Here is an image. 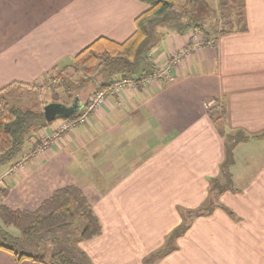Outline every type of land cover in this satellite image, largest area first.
I'll return each mask as SVG.
<instances>
[{
    "label": "crops",
    "instance_id": "1",
    "mask_svg": "<svg viewBox=\"0 0 264 264\" xmlns=\"http://www.w3.org/2000/svg\"><path fill=\"white\" fill-rule=\"evenodd\" d=\"M241 1L246 33L196 47L185 59L180 52L186 35L170 32L163 46L157 43L153 60L157 68L173 61L171 72L145 87L109 95L87 123L72 121L74 127L38 155L17 167L6 165L0 184L10 191L2 204L12 211H35L55 191L77 186L102 227L101 235L81 242L80 249L93 264H143L181 224L179 209H196L206 201L209 180L222 176L226 139L246 137L234 147L235 155L259 144L262 165L264 0ZM147 10L137 0H0V88L35 83L101 37L126 41ZM8 75L16 77L8 80ZM209 98L220 99L225 108L218 125L204 107ZM60 125L50 122L36 132L23 157ZM233 179L238 192H226L220 201L234 218L218 209L196 219L177 240L179 249L156 264H204L197 261L198 251L201 239L211 241L210 229L221 256L207 264H264L263 258L237 257L253 249L264 254V213L257 211L264 202V165L248 179ZM0 264L38 263H17L0 249Z\"/></svg>",
    "mask_w": 264,
    "mask_h": 264
},
{
    "label": "trees",
    "instance_id": "2",
    "mask_svg": "<svg viewBox=\"0 0 264 264\" xmlns=\"http://www.w3.org/2000/svg\"><path fill=\"white\" fill-rule=\"evenodd\" d=\"M137 1L146 4L148 10L137 17L135 32L126 41L119 43L101 37L73 59L76 69L84 73L86 78L82 77L74 85L76 95H72V98L75 97L73 104L77 100L81 109L68 118L69 120H78L88 107V104L84 105L80 100L79 94L83 91L93 89L90 95L105 91L117 78L133 80L140 85L144 80L154 76L156 69L150 52L160 40L155 33L158 27L169 21H174L175 31H172L179 35L192 32L193 37V33L201 34L205 39L204 46L215 44L220 37L247 32L245 7L242 2L236 0H230L231 3L228 2L229 5L223 7L219 17L221 22L217 24L220 29L212 30L213 32L196 22L186 26L176 24V21L191 13L200 0L188 2V8L182 9L179 13L181 18L178 16L169 18V13L176 7L178 0ZM190 44L192 45V42ZM22 86L21 83H13L0 89V165L13 163L20 165L30 157L36 156L34 154L38 146L23 157L25 144L36 132L51 122L47 121L44 112L23 110L11 105L10 99L14 89L21 93L25 86L31 88L28 85ZM218 110H221V117ZM207 114L211 122L218 125L225 116V108L213 107L207 110ZM57 119L64 118L56 117L54 120ZM230 140L232 142L226 145L225 159L221 166L222 176L210 181L206 201L196 209H179L181 224L168 235L164 246L147 256L143 264H156L178 250L177 240L187 233L196 219L211 216L218 209L234 218L233 212L221 203L220 199L226 192H238L230 171L233 165L232 152L237 144L246 140V137L239 135ZM38 145L41 148L42 145ZM9 191L8 185L0 189V222L5 227L19 230L22 237H14L0 230L1 250L11 254L17 263L30 261L38 264H93L89 256L80 249L79 244L100 236L102 227L80 188L68 186L55 191L35 211H12L4 206L2 201ZM26 244L30 246L37 244L38 249L35 250L41 252L34 254L24 251L27 249ZM48 246H52L49 253Z\"/></svg>",
    "mask_w": 264,
    "mask_h": 264
},
{
    "label": "rangeland",
    "instance_id": "3",
    "mask_svg": "<svg viewBox=\"0 0 264 264\" xmlns=\"http://www.w3.org/2000/svg\"><path fill=\"white\" fill-rule=\"evenodd\" d=\"M190 1L191 0H178L176 7L171 11V13H169V18H174L176 16L181 18V15L179 13H181L182 9L188 8L187 7L189 6L188 2ZM236 1L242 2L241 0H236ZM228 2L231 3L230 0H200V2L199 3L197 2V5H195L194 10L188 15H185L181 19L176 21V24H180L181 26L182 25L186 26V25H193L194 22H196L204 26L208 31L213 32L212 30H219L220 26L217 25L218 23L220 24L221 22L219 17L221 15L223 7H226L229 5ZM173 23H174L173 20L169 21L165 23L164 25H161L160 27H158L156 30L155 35H158V39H160L159 41L162 46L164 44L163 40L168 39L169 33L172 30L175 31L173 29L174 28ZM167 34L168 36L166 37ZM191 35H192V32L188 33L183 38L184 45L182 47L184 48V46L186 45L185 47L186 50L190 52L192 51V48L195 47L194 43L196 44V47H199L205 44V39L201 36V34L196 35V33H193L194 35L193 37ZM190 42H192V45L190 44ZM154 51L155 49L154 50L152 49V51L150 52V57H153ZM160 51H161L160 54H163L164 47ZM158 53L156 55H159ZM183 53H184V49L183 51L180 52V54H183ZM190 55L191 53L185 55L184 56L185 59H187L188 57H191ZM177 56L178 54L175 57L177 58ZM75 57H73L68 62L60 64L59 66L55 68V70H52V72L43 75V77L41 76L38 79V81H36L35 83L25 84V85L30 86L31 88H28L27 86L23 84L22 87L25 86L23 92L20 93L18 89H14L12 91V94H13L12 98L10 99L11 105L21 108L23 110H31L34 112H44V108L47 105L52 104V103H58V104L65 105L67 107H71L75 99V97L72 98V95L73 96L76 95L74 85L77 84L82 77L86 78V76H84V73L76 69V66L74 65V61H73ZM172 67L173 65L170 63L166 67L157 68V66H155V69H156L155 75L158 72L163 73V75H167L171 72ZM14 77L16 76L8 75L7 78L8 80H14ZM121 79L122 78H117L115 81H119ZM137 88H142V86L139 85ZM0 89H3V88H0ZM92 91L93 89L89 88L86 91H83L82 93L79 94L80 100L82 101V103H86V104L91 103V100L93 99V97L99 93L98 92L96 94L90 95ZM205 103H214L213 107H218V109H220V107H223V104L220 101V99L209 98L205 101ZM205 103H204V107H205ZM218 111H219V116L221 117V112H220L221 110H218ZM56 121L61 123V125L58 127V129L55 130V133L46 135V138L48 137L50 138L48 140L50 142L53 139L63 138L62 137L63 133L66 132L67 130H71L74 127V122H72L74 120L57 119L51 122L54 123ZM220 122L218 124H220ZM65 125L70 126V128L67 129L66 131L63 129ZM239 132H235V133L238 134ZM223 135L226 136L227 132L223 131ZM249 137H252V135ZM226 141H227V145H229L232 142L231 140L229 141V139H226ZM39 144L44 145V140L41 139V142H39ZM37 146H38L36 147L37 151L34 155H38L42 151L40 146L39 145ZM244 147L246 148V150L245 149L242 150L241 153L236 149L238 155H235L234 151L232 152L233 165L230 167L232 179L233 178L243 179L246 177L248 179L253 175V172L255 169H258L260 168V166L264 165V161L262 162V165H261V160L259 159V156L262 155V148L259 144L253 143L252 146L250 147H248L247 145ZM251 155H255V159H253ZM257 163H259V165L256 168ZM5 166L6 165H0V174L3 172ZM17 166H18V163L15 165V167ZM211 180L212 179L209 180V185H210ZM233 182H234V179H233ZM4 187H5V184H0V189H3ZM254 191H255V195H258L259 187H255ZM257 211L264 213V202L260 203L259 209H257ZM261 220L263 221V223H261V226L264 228V217H261ZM0 227L2 228V229L0 228V230L8 232L14 237H22L21 232L13 227H5L1 222H0ZM213 230L214 229L209 230V238H211L210 242H207L203 239H201L200 241V243L202 244L199 247L197 261L204 263V264H207L209 261V258L216 254L221 256L220 255L221 251L219 250V247L216 248L217 241L216 239H214ZM253 239L256 243L252 241L251 243L254 244V246L258 245V235L253 237ZM254 246H252L251 248H254ZM26 248L27 249H25L24 251H27L28 253L32 252L34 254L35 253L39 254L41 252V251L35 250V249H38L37 244H34L33 246L26 244ZM48 248H49L48 249V253H49V250L52 248V246H48ZM259 251L260 250L258 249L247 250V255H241L239 252L237 257L242 256V257H247V259H251V258L252 259L253 258L254 259L255 258L264 259V254L263 253L260 254Z\"/></svg>",
    "mask_w": 264,
    "mask_h": 264
},
{
    "label": "built area",
    "instance_id": "4",
    "mask_svg": "<svg viewBox=\"0 0 264 264\" xmlns=\"http://www.w3.org/2000/svg\"><path fill=\"white\" fill-rule=\"evenodd\" d=\"M194 45H195V47L192 48V51H194L196 49V44L194 43ZM189 52L190 51H187L185 49L184 53L181 54V56L183 57V56L187 55ZM181 56H177V58L175 57L174 60L179 61ZM173 63L174 62H171L172 65H173ZM162 76H163V73L158 72L156 75L152 76L151 78L141 82L140 86L145 87L150 83V81L153 78H161ZM168 78H171V76L170 77L168 76ZM138 86L139 85L132 80L115 81V83L110 88H108L105 91H100L97 95H95L93 97V99L91 100V103L88 104V107L85 109V112L83 113V115L81 117H79V119L77 120V123H80V124L87 123V121L89 119V115L91 114V112L102 107L105 104V101L109 95L110 96H119L121 93H124L125 91L137 89ZM213 104L214 103H205V109L209 110V109L213 108ZM69 128H70L69 125H65L63 127V129L65 131ZM49 139H50L49 137L44 138V145H42L41 150L45 149L46 145L50 142V141H48Z\"/></svg>",
    "mask_w": 264,
    "mask_h": 264
},
{
    "label": "water",
    "instance_id": "5",
    "mask_svg": "<svg viewBox=\"0 0 264 264\" xmlns=\"http://www.w3.org/2000/svg\"><path fill=\"white\" fill-rule=\"evenodd\" d=\"M80 109L81 107L78 104L77 100L71 107H67L58 103H52L44 108V114L47 121H53L54 119H56V117H63L64 119H68L74 116Z\"/></svg>",
    "mask_w": 264,
    "mask_h": 264
}]
</instances>
